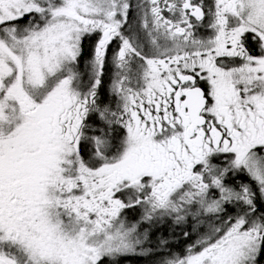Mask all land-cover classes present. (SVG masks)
Returning <instances> with one entry per match:
<instances>
[{
	"label": "snow or ice",
	"instance_id": "snow-or-ice-1",
	"mask_svg": "<svg viewBox=\"0 0 264 264\" xmlns=\"http://www.w3.org/2000/svg\"><path fill=\"white\" fill-rule=\"evenodd\" d=\"M133 256L264 264V0H0V264Z\"/></svg>",
	"mask_w": 264,
	"mask_h": 264
},
{
	"label": "trees",
	"instance_id": "trees-1",
	"mask_svg": "<svg viewBox=\"0 0 264 264\" xmlns=\"http://www.w3.org/2000/svg\"><path fill=\"white\" fill-rule=\"evenodd\" d=\"M163 234L167 237L168 236V229L165 228L163 230ZM182 237L180 238V240L174 241V243L179 244L182 241ZM122 264H149L148 259L144 258V257H129L127 259H125Z\"/></svg>",
	"mask_w": 264,
	"mask_h": 264
}]
</instances>
